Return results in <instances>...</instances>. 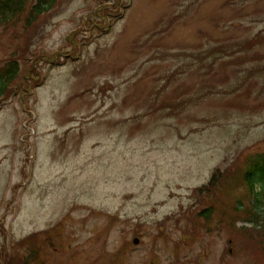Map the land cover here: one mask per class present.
<instances>
[{
	"label": "rangeland",
	"instance_id": "1",
	"mask_svg": "<svg viewBox=\"0 0 264 264\" xmlns=\"http://www.w3.org/2000/svg\"><path fill=\"white\" fill-rule=\"evenodd\" d=\"M25 11L0 23V64L44 54L45 80L0 108V264L47 230L44 264H264L260 183L229 173L264 152V0H57L28 27Z\"/></svg>",
	"mask_w": 264,
	"mask_h": 264
},
{
	"label": "trees",
	"instance_id": "2",
	"mask_svg": "<svg viewBox=\"0 0 264 264\" xmlns=\"http://www.w3.org/2000/svg\"><path fill=\"white\" fill-rule=\"evenodd\" d=\"M57 0H34L33 4H31L28 8H25L27 0H0V23L6 22L9 19H12L16 15H22L25 11V23L26 27L29 25L32 26L36 23V21L40 18V16L49 10H51L56 5ZM129 5H126L128 7ZM109 24V22H108ZM106 27V25H105ZM98 29L101 30L102 26L98 25ZM79 41L77 42V44ZM76 44L77 50L74 54H80L79 45ZM77 54V55H78ZM73 55V54H72ZM76 55V57H77ZM75 56V55H74ZM45 57L44 54H41L40 57L34 55L32 60L29 62V65L23 68L21 65V56H18L17 52L9 55L6 60L2 61L0 64V108L2 107L5 100L9 97L12 98L21 94L23 97L27 93L30 97V94L35 91V89L43 84L45 80V76H43L41 69L38 68L37 62L40 59ZM54 59L51 61H45L46 63L54 66H58L62 63L60 62V56H54ZM28 59L29 56L23 57V59ZM75 59V57H73ZM66 60H64L65 62ZM37 64V65H36ZM37 66L39 72L35 69ZM31 76V81L27 80ZM18 83V84H17ZM22 83H24L22 87ZM17 84V85H16ZM225 170L217 167L213 170V173L210 179L203 184L202 186L196 188V191L202 193L211 194L214 192L215 187L218 185V180L224 177ZM231 180L233 182L238 181L249 185L250 187L254 188V185L259 182L260 183V191L264 196V152H254L250 153L247 156L245 167L244 168H237L235 171H230ZM228 176H225V183L227 184ZM217 184V185H216ZM216 185V186H215ZM231 185V184H230ZM215 186V187H214ZM205 195V194H204ZM264 198L260 200L258 198V204L256 207L257 211L250 212L253 217L256 219V223L260 224L261 218H264V210L263 203ZM261 204V206H260ZM256 209V208H255ZM213 208L209 207H202L200 210L195 211L192 214L193 220L194 217L196 223L201 224V219L205 220V223L210 218L211 212ZM260 218V219H259ZM246 233L251 237L254 238L257 236V232L253 230H245ZM37 233V232H36ZM31 235L27 237L25 240L23 239L20 242V246L25 248V252L21 255L20 253H16L15 255L9 254L6 251L3 253V261L4 264H44L45 258L41 257L40 253L43 249L47 246H56V241L54 240V236L52 235L51 231L44 232V242L37 243L35 235ZM39 233V232H38ZM59 236V235H58ZM260 243L258 244L261 250H264V236L256 237ZM257 245V246H258ZM259 248V249H260ZM28 251V253H27ZM2 256V255H1Z\"/></svg>",
	"mask_w": 264,
	"mask_h": 264
},
{
	"label": "water",
	"instance_id": "3",
	"mask_svg": "<svg viewBox=\"0 0 264 264\" xmlns=\"http://www.w3.org/2000/svg\"><path fill=\"white\" fill-rule=\"evenodd\" d=\"M134 242H135V243H138V242H139V239H138V238H135V239H134Z\"/></svg>",
	"mask_w": 264,
	"mask_h": 264
}]
</instances>
